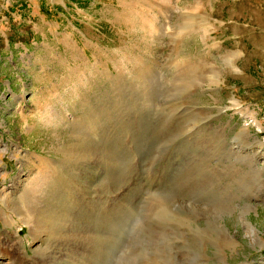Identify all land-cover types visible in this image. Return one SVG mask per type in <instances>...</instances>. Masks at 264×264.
<instances>
[{"label": "rangeland", "instance_id": "374dc122", "mask_svg": "<svg viewBox=\"0 0 264 264\" xmlns=\"http://www.w3.org/2000/svg\"><path fill=\"white\" fill-rule=\"evenodd\" d=\"M139 204L108 264H264V0H0V264Z\"/></svg>", "mask_w": 264, "mask_h": 264}, {"label": "bare ground", "instance_id": "6f19581e", "mask_svg": "<svg viewBox=\"0 0 264 264\" xmlns=\"http://www.w3.org/2000/svg\"><path fill=\"white\" fill-rule=\"evenodd\" d=\"M157 79V78H156ZM151 84V83H150ZM155 98L153 97L152 98V100H154ZM155 104V103H154ZM149 126V125H148ZM144 129V128H143ZM146 131V130H145ZM147 132V131H146ZM236 139V138H235ZM226 145H228V144H225L224 143V146H223V148L226 146ZM231 145V144H230ZM138 146V145H137ZM140 146V145H139ZM225 149V151L227 152V150H226V148H224ZM143 151V150H142ZM229 151V150H228ZM143 153L144 154H142V156L143 157H145V152L143 151ZM141 156V157H142ZM106 162H108V163H116V164H124V162H125V159H123V157L122 156H118V155H115V154H113V152L112 151H110L109 153H108V156H105V159H104ZM253 160V159H252ZM249 166L251 167V168H253V165H252V161L249 163ZM251 170H254V169H251ZM119 171V170H118ZM117 172V171H116ZM115 172V174H112L111 176H114L115 178H118L119 177V175L120 174H118V172L116 173ZM117 182H119V181H117ZM125 181H122V183H124ZM136 184L137 185H139V187L140 186H142L143 184L142 183H140V182H138V181H136ZM141 191V190H140ZM141 204H139V205H137V206H135L134 208H130V207H128V208H130L129 210H128V212L127 211H124V213L122 214V216L118 219V220H116V221H114V222H111V223H109V225H107V226H103L102 227V235H101V238H100V240H102L101 242H100V251L102 250V249H105L106 248V251H105V253H104V255L102 256V258H104L105 259V262L103 263V264H108L109 262H111V259H112V257H113V251L117 248L118 249V246L120 245V244H122V240L124 239L122 236H123V228H124V226H125V223L128 221V219L130 220V218L131 217H133V216H135L134 214L135 213H137L138 211H137V209H138V206H140ZM190 208H191V211H195L196 213H197V211H199V212H202L203 214L204 213H208V214H211V216H212V218H213V221H212V223H211V226H210V228H211V230H214V231H216L217 232V234L218 233H220V232H223V231H225V230H223V225H221L220 224V222H219V218H221V215H222V213H223V210H224V207H222V206H220L219 208L218 207H215V206H209V205H204V206H202L201 204H198V205H190L189 206ZM212 207H214V208H212ZM211 211H212V213H211ZM136 217V216H135ZM132 219V218H131ZM132 221H133V219H132ZM132 221H131V223H132ZM130 223V222H129ZM131 224H129V226H130ZM128 227V226H127ZM153 228H156L155 230H154V232H156V233H158V228H157V226L156 227H153ZM209 228V226H208V230L210 229ZM151 229V226L150 227H147V230H150ZM198 229H195L192 233H193V235H197V236H195V239L192 241L193 242V244L196 246V245H198V243L200 242L199 241V239H197L199 236L198 235H201V234H199L200 232H198L197 231ZM203 231H205L206 232V230H203ZM204 232V233H205ZM126 234V233H125ZM125 236V235H124ZM191 242V243H192ZM188 243H189V241H188ZM196 243V244H195ZM185 245H187V244H185ZM192 248H193V246H192ZM195 248V247H194ZM197 248H198V246H197ZM196 250V249H195ZM182 255V254H181ZM178 256V255H177ZM185 256V255H184ZM10 257V256H9ZM189 257V256H188ZM177 259H178V257H176ZM110 259V261H108ZM184 259H186V257L184 258ZM175 261H177V260H175ZM202 263V262H201ZM53 264V263H52ZM54 264H56V263H54Z\"/></svg>", "mask_w": 264, "mask_h": 264}]
</instances>
